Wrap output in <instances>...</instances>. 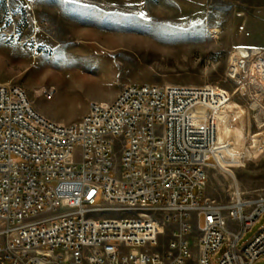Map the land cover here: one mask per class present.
<instances>
[{"label":"built area","instance_id":"built-area-1","mask_svg":"<svg viewBox=\"0 0 264 264\" xmlns=\"http://www.w3.org/2000/svg\"><path fill=\"white\" fill-rule=\"evenodd\" d=\"M241 67L264 131V57ZM56 92L43 89L48 100ZM230 96L132 81L65 123L0 82V264L259 262L264 226L238 243L264 213V189L232 181L223 198L206 195L212 172L237 162H221L227 143L217 141Z\"/></svg>","mask_w":264,"mask_h":264},{"label":"rangeland","instance_id":"rangeland-1","mask_svg":"<svg viewBox=\"0 0 264 264\" xmlns=\"http://www.w3.org/2000/svg\"><path fill=\"white\" fill-rule=\"evenodd\" d=\"M237 49L264 57V0H0V82L24 87L55 121L79 120L90 101L132 81L227 89L221 162H237L210 176L206 195L219 199L232 181L264 189V132L253 91L241 89ZM49 86L57 92L48 100ZM263 226L264 213L238 247Z\"/></svg>","mask_w":264,"mask_h":264},{"label":"bare ground","instance_id":"bare-ground-1","mask_svg":"<svg viewBox=\"0 0 264 264\" xmlns=\"http://www.w3.org/2000/svg\"><path fill=\"white\" fill-rule=\"evenodd\" d=\"M241 51H244L243 53ZM257 54V55H256ZM259 53L256 51V50H246V49H237L236 50V55L238 56L237 59H238V70L241 72V74H245V75H248L250 76V72H247L241 68V66H243L244 62L246 61H250L251 58H253L255 55H256V58L259 57L260 55H258ZM253 62V61H251ZM254 69V68H253ZM253 71V70H252ZM251 77V76H250ZM93 80L94 82H96L97 79L93 78L91 79ZM241 89H243V87H241ZM230 100V98L227 99L226 102H224L218 109L216 115H217V141L218 143H222L221 141V136H220V129H219V124H218V114L221 112V111H224L226 110V104L228 103V101ZM261 132H264V131H261Z\"/></svg>","mask_w":264,"mask_h":264}]
</instances>
